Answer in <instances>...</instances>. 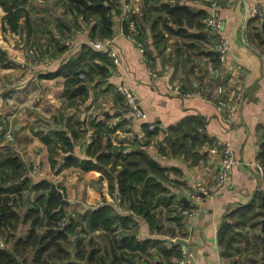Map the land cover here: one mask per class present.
Returning a JSON list of instances; mask_svg holds the SVG:
<instances>
[{
	"label": "crops",
	"instance_id": "crops-1",
	"mask_svg": "<svg viewBox=\"0 0 264 264\" xmlns=\"http://www.w3.org/2000/svg\"><path fill=\"white\" fill-rule=\"evenodd\" d=\"M257 1L183 0V3L197 9L210 12L215 10L216 16L225 23L224 34L231 42L228 64L218 76L213 77V73L210 76L205 73L208 66H213L209 55L213 53L209 50H216V35L211 32L215 38H211L209 42H200L202 47H207L209 54L197 53L195 42L191 39L167 35L168 47L162 53L157 49L153 50L156 61L149 62L133 38L123 29L125 13H140L143 0H115L122 14L115 16L113 49L118 53L121 64H114L110 76L98 78L90 85L86 84L89 97L84 103L75 106H68L64 97L66 77L47 76L57 72L60 65L74 57L84 44L91 43L89 29L83 26L76 32L73 36L75 47L71 52L56 57H41L36 54L39 56L38 63L35 60L34 70L31 71L27 65H23V56L10 53L5 46L8 43L5 36L17 38V35L2 31L5 12L1 10L0 47L7 50V55L0 58V133L6 134L10 129L13 131L15 140L11 143L12 152L16 153L17 147L21 145L26 153L32 154L34 149L37 156L44 159V166L41 168L69 201V204L64 205L67 214L74 216L85 214L89 208L105 202L117 206L118 199L112 196L109 181L101 172L84 171L80 166H64L63 161L67 156L65 153L58 154L56 159L60 162L56 167L52 166L48 145L41 139V135L56 130L68 132L69 118L86 121L88 126L93 118L96 124L108 128L109 131L103 136L105 150L109 143L128 148L137 146L138 141L144 137V127L155 124L157 131L145 150L164 167L175 168L167 173L171 181L168 183V195L175 197L173 209L184 206L181 195L190 201L189 197L195 191L198 180L212 187L218 158L209 152L210 140L211 143L217 140L230 141L239 163L232 170L228 185L220 192L213 191V196L201 203L196 217L183 216V221L178 225L163 207L159 210L161 230L152 233L149 223L144 218H138L137 231L141 240H167L169 248L176 239L174 237L181 236L177 238L189 242L197 264H232L238 258H242L243 262L248 258L262 263L264 225L260 219L264 215L258 219L252 214L264 212L263 197L259 199L261 194L264 196V178L255 167L264 137V53L250 42V23L247 21L248 10ZM35 4L38 8L35 19L43 27L46 23L42 21L54 22L63 13L55 0L36 1ZM261 10L263 13L264 7ZM53 22L49 27L57 34ZM48 37L47 33L40 35L41 43L47 45ZM150 41L152 44L151 38ZM13 57L15 65L10 63ZM98 62L103 64V61ZM29 66L31 67L30 63ZM177 81L186 90L199 89L206 93L222 83L229 86L231 91H242L245 100L235 117L228 121L213 101L198 95L187 97L173 94L171 86ZM119 84H126L134 91L147 118L135 120L127 112L124 99L117 90ZM20 110H23V114L14 117ZM61 117L62 120L65 118L63 122ZM181 123L187 125L188 131L185 134L201 131L199 137L191 138L187 135L191 140L208 139V143L200 149L204 157L198 162L192 158L186 159L184 155H174L167 145L166 139L171 127ZM97 129V126L90 129L85 141H89ZM7 152V147L2 146L0 155ZM72 155L87 157L86 150L81 145L77 146ZM23 162L28 166L27 161ZM119 211L123 212L122 209ZM224 222L232 224L237 231L232 241L233 248L230 252L227 251L229 253L220 246L218 238ZM180 227L186 234L184 237ZM27 229V226H23V229L21 227L20 233L25 235ZM156 259L162 264H168L162 255H156L152 261L156 262ZM177 260L174 259L173 262L177 264Z\"/></svg>",
	"mask_w": 264,
	"mask_h": 264
},
{
	"label": "trees",
	"instance_id": "trees-1",
	"mask_svg": "<svg viewBox=\"0 0 264 264\" xmlns=\"http://www.w3.org/2000/svg\"><path fill=\"white\" fill-rule=\"evenodd\" d=\"M36 1L54 0H0V11L5 12L2 31L26 39L28 44H32L33 50L39 49L37 52L41 57H56L67 52V40L83 26L89 29L91 41L113 39L116 35L115 16L122 14L115 0H55L63 13L54 22L43 19L42 22L46 23L43 27L35 19L38 11ZM210 15L209 10L197 9L183 3V0H143L140 13L129 12L124 18L123 29L130 35V24L135 22L138 28L136 38L145 45L144 55L147 61L155 63L153 50L162 53L168 47L167 35L191 39L195 42L197 53L209 54L207 47H202L200 42H209L215 38L206 24ZM51 22L55 24L57 34L49 27ZM249 23L250 42L259 49L264 48V12ZM46 33L49 35V43L44 45L40 35ZM52 47L55 49L52 50ZM209 55L213 66L219 69V56ZM98 61H103V64ZM113 66L108 50H96L90 44H84L74 57L47 77H66L64 97L68 106H75L84 103L89 97L88 89L82 85H90L98 78L110 76ZM82 73L86 74L85 80L80 78ZM205 74L210 76L209 66ZM182 88L186 90L183 85ZM214 88L206 94L211 96ZM94 126L98 129L89 141H85ZM67 128L68 132L56 130L41 135V139L48 145L52 166L56 167L60 162L56 159L58 154H74L77 146L81 145L87 157L72 156L63 161L64 166H80L84 171L101 172L108 179L114 198L119 188L118 204L116 206L105 202L89 208L85 214H67L58 194L48 197L43 193L52 189L53 181L48 178L34 181L22 158L10 152L12 145L6 144L8 152L0 155V264H17L14 256L23 264H156L152 261L156 255L165 257L168 264H176L173 260L180 258V246L172 245L169 248L164 239L141 240L137 231L138 218H144L149 223L152 233L161 230L159 210L163 207L178 225L183 221L179 208L173 209L175 197L168 195V183L171 181L167 173L175 168L164 167L145 150L157 131L156 125L154 129L147 125L144 127L145 135L137 146L128 148L109 143L107 150L103 145V136L109 130L96 124L93 118L89 126L86 121L69 118ZM187 129L185 123L171 127L166 142L174 155H184L186 159L192 158L198 162L204 157L200 149L208 143V139L191 140L185 135ZM4 136L5 133H0V150ZM214 142L210 140V146ZM258 160L264 165V137ZM12 183L22 185L8 188ZM261 197L262 194L259 199ZM260 205L262 207V202ZM252 215L259 219L264 212H254ZM22 226H28L25 235L20 233ZM89 232H99V237L103 239L87 237ZM180 232L183 237L186 235L181 227ZM233 234H237L234 226L224 222L218 238L226 253L233 248V244H229ZM177 237L181 236L174 238ZM1 240L5 246H1ZM262 260L260 263L246 258L248 263L253 264H264V258ZM244 262L238 258L232 264Z\"/></svg>",
	"mask_w": 264,
	"mask_h": 264
},
{
	"label": "built area",
	"instance_id": "built-area-1",
	"mask_svg": "<svg viewBox=\"0 0 264 264\" xmlns=\"http://www.w3.org/2000/svg\"><path fill=\"white\" fill-rule=\"evenodd\" d=\"M213 7V5H212ZM264 7V0H258L255 4H253L248 10L247 21L250 22L251 19L258 17L262 14V8ZM129 14L127 11L124 15V18ZM123 18V20H124ZM206 24L208 30L210 32L215 31L217 42H216V50L218 51L220 68L216 69L214 66L209 67V74L221 72L222 68H225L228 64V56L231 50V42L230 39L224 34V21L217 17L215 14V10H213V14L210 15L206 19ZM130 37L133 38L139 50L144 54L145 45L138 41L136 38L138 34V28L135 22H131L130 24ZM74 37L67 40V45L69 50L67 52H71L75 47ZM91 46H93L96 50H108V53L113 60L115 65L121 64V59L116 51L113 49V39L102 40L99 39L97 41H91ZM156 76V73H154ZM82 80L86 79V74L82 73L80 75ZM119 94L124 99V106L127 112L135 119L142 121L147 118L146 112L140 107L137 96L134 91L127 86L126 84H119L117 88ZM231 88L225 84H221L219 86H215L212 91V95L209 96L203 90H184L182 88V84L177 81L172 84L171 92L175 95L179 96H201L204 99L209 101H213L216 103L217 108L221 114L225 116L228 121H231L236 113L239 110L240 105L245 100V94L242 91H231ZM23 114V110L17 112L14 117L21 116ZM150 129L155 128V124L149 125ZM145 135V134H144ZM15 140V136L13 131L10 129L4 136L2 140V145L5 146L8 143H13ZM209 152L218 158V168L214 174L212 187L209 186L208 183L198 180L196 184L195 191L189 197L190 206L179 207V211L182 212L183 216L186 217H196L200 210L201 203L209 197L213 196V191L220 192L222 191L229 183V179L231 176V172L234 167L239 163L237 155L235 153V149L233 144L230 141H215L210 147ZM256 170L259 174L264 178V165L257 161L255 164ZM33 172L37 173L40 171L39 164L35 163ZM179 238L174 239L173 241L178 240ZM1 246H5V242L1 240ZM181 256L177 260V264H197L195 253L189 247H181Z\"/></svg>",
	"mask_w": 264,
	"mask_h": 264
},
{
	"label": "rangeland",
	"instance_id": "rangeland-1",
	"mask_svg": "<svg viewBox=\"0 0 264 264\" xmlns=\"http://www.w3.org/2000/svg\"><path fill=\"white\" fill-rule=\"evenodd\" d=\"M5 39L8 42L7 44H5V46L7 47L8 51L10 53H15L17 55L23 56L24 57L23 65H27L28 69H30L31 71L34 70L33 66H35V60H36V63H38L37 59L39 58V56H38L39 53L37 51L39 49H37V51L33 50L32 44H28L26 39L21 38L19 36H17V38L13 37V36H9V37L5 36ZM10 40H12V42H10ZM260 50L262 51V53H264V48H262ZM5 51H7V50H5ZM36 54H38V55H36ZM10 56H13V54L12 55L10 54ZM14 59L15 58L13 57V59H11V62H10L13 65H15V62L13 61ZM29 63L31 65V67L29 66ZM37 71L39 72V70H37ZM218 74H219V72H217V76H218ZM221 84L222 83H218V85H216V86H219ZM93 114H94V112H93ZM88 139L89 138H87V140ZM20 146L17 147L18 150H17V152L16 151L15 152L20 157H22L24 161H27L28 166L27 165L26 166L29 167V172H30V175L33 177V180L34 181H39L41 179L48 178V175L46 173H44V170L41 168V167L44 166V159L39 157V156H37V153L34 152V149L32 150V154H28V153H26V149L22 148ZM12 153H14V152H12ZM35 163H38L39 164V168H40V171L37 172V173L33 172V170H34L33 168H34ZM32 196H34V194H32ZM22 229H23V226H22ZM99 235H100L99 232H95V233L89 232L87 237L95 236L96 238L98 237L99 240L103 239V237L102 236L99 237Z\"/></svg>",
	"mask_w": 264,
	"mask_h": 264
},
{
	"label": "water",
	"instance_id": "water-1",
	"mask_svg": "<svg viewBox=\"0 0 264 264\" xmlns=\"http://www.w3.org/2000/svg\"><path fill=\"white\" fill-rule=\"evenodd\" d=\"M173 2V1H171ZM211 14H213V12H211ZM212 35H216V32L215 31H212ZM209 52L215 54V55H218V51L217 50H209ZM0 55L2 57H5L7 55V51H5L3 48L0 47ZM213 77H216L217 76V73H213L212 75ZM83 87H86V84H83L82 85ZM201 131L200 130H197L196 132L194 133H191V132H187L185 135H188L190 136L191 138H195V137H199L201 135ZM205 135V134H204ZM11 144V143H10ZM73 155L70 154L68 156L65 157V159H68L70 157H72ZM21 183H12L10 185H8L7 187L8 188H17V187H21ZM45 195H47L48 197L51 195V194H58L61 199L63 200V204L64 205H67L69 204V201H67L65 198H64V195L61 191L58 190L57 186L55 184H53L52 186V189L50 191H44L43 192ZM182 199H183V202H184V206L185 207H189L190 206V201H188L186 198L183 197V195H181ZM116 198L119 200L120 199V191H119V188L117 189L116 191ZM263 205H264V196H263ZM261 222L263 223L264 225V218L261 219ZM235 237V234L232 235V238L229 242V244L231 245L232 244V241ZM172 245H178L180 247H190V244L189 242H187L186 240L184 239H178L176 241H172ZM17 264H23L16 256H14ZM156 263L157 264H162L161 261L159 259H156ZM243 264H247V262H244Z\"/></svg>",
	"mask_w": 264,
	"mask_h": 264
}]
</instances>
